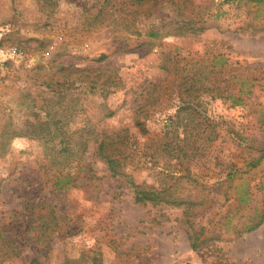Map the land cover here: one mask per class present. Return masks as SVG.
<instances>
[{"label": "rangeland", "instance_id": "1", "mask_svg": "<svg viewBox=\"0 0 264 264\" xmlns=\"http://www.w3.org/2000/svg\"><path fill=\"white\" fill-rule=\"evenodd\" d=\"M262 1L225 2L226 14L202 35H164L151 49L142 38L130 40L118 25L125 14L117 9L126 0H0V51L17 48L24 54L20 60H4L0 54V133L10 123L22 132L36 113L43 119L47 97H61L62 106L76 114L72 129L108 134L128 129L140 146L151 148L164 134L165 114L172 115L177 103L180 69H162V51L179 58L181 66L209 51L233 62L239 83L246 82L244 105L218 100L209 103V112L263 145ZM162 16L169 17V11ZM103 55L107 59L101 60ZM94 81L98 90L91 92ZM224 130L208 159L191 164L196 177L173 186L177 196L197 203L205 199L204 212L192 220L206 229L207 244L197 251L188 241L183 207L142 205L112 179L99 184L97 195L83 189L51 195L48 184L33 185L39 177L46 180L40 169L46 164L44 142L14 138L7 152L0 150L6 153L0 156V219L11 221L26 202L38 205L46 197L63 220L48 251L30 242L0 264H29L35 257L44 264H65L68 259L83 264L94 259L97 264H264V160L257 168L248 167L251 155L257 154ZM229 169L238 173L227 180ZM125 173L139 185L158 188L166 180L151 164L128 166ZM207 181L208 189H201ZM250 224L259 227L248 231Z\"/></svg>", "mask_w": 264, "mask_h": 264}, {"label": "trees", "instance_id": "2", "mask_svg": "<svg viewBox=\"0 0 264 264\" xmlns=\"http://www.w3.org/2000/svg\"><path fill=\"white\" fill-rule=\"evenodd\" d=\"M229 1L258 3L261 0H223L219 4L216 0L209 2L207 0L202 2L200 0H126L121 4L125 9L124 7L117 9L118 12L125 14L118 25H123L130 40L138 41L142 38L145 40L143 45L148 43L151 49H154L164 35L176 37L202 35L209 29L213 20L226 14L222 10V5ZM263 2L264 0L261 3ZM163 11H169L170 16H162ZM243 28L245 27L241 30ZM159 46H162V43ZM162 54L165 55L162 69L168 73L180 69H177L178 73L176 72L177 103L172 115L165 114L162 130L164 134L151 148L140 146L136 136L128 129L111 134L74 130L71 126L76 123L77 117L72 113L70 106L63 107L61 97H47L43 119H40L39 114L36 113L35 121L27 122L20 133L11 123L3 127L0 133V150L7 152L16 137L42 140L46 164L40 169L43 170L46 180L41 181L42 177H39L33 185L42 188L48 184L51 187V195L65 193L70 189H83L97 195L99 184L112 179L119 183L118 189H129L133 193L134 200L142 205L165 204L183 207V215L188 223V241L191 249L197 251L207 244L206 229L196 226L192 220L204 212L202 207L205 199L197 203L188 197L177 196L173 186L183 179L190 180L196 177L190 170L191 164L208 159L211 147L221 139L224 129L233 133L230 134L239 146L246 145L251 152L253 150L257 154V156L251 155V159L247 162L248 167L257 168L264 160V144L256 145V141L234 130V125L224 117L209 112V103L214 101L231 103L234 107L245 103L243 96L246 82L239 83L241 82L239 69L233 62L205 51L203 56L192 57L181 66V60L176 56L171 59L169 54L163 51ZM105 59L107 56L103 55L101 60ZM101 69L97 68V71L100 72ZM95 84L96 82L90 88L91 92L98 90V85ZM103 86L104 84L101 87ZM85 89L88 88L85 86L82 90ZM260 117L263 118L259 119V123L264 124V112ZM4 154L6 153H0V156ZM146 164L162 170V175L166 179L163 182L164 186L157 188L139 185L132 176L125 173L128 166ZM229 170L227 180L238 173ZM218 183L217 181L215 186ZM203 184L201 189H208L209 181ZM41 201L38 205L35 201L26 202L22 212H13L14 217L11 221L0 219V263L6 262L12 256H18L19 250L25 245H30V242L41 247L44 252L51 247L54 241L53 235H58L61 231L59 222L63 219L61 213L57 214L48 198L43 197ZM37 221L40 222L38 226ZM25 226L27 230L23 232L22 228ZM258 227L259 225L250 224L248 231ZM19 231L23 232V235ZM95 260L93 264H97ZM29 264H44V262L35 257L29 261ZM65 264L83 263L68 259Z\"/></svg>", "mask_w": 264, "mask_h": 264}, {"label": "built area", "instance_id": "3", "mask_svg": "<svg viewBox=\"0 0 264 264\" xmlns=\"http://www.w3.org/2000/svg\"><path fill=\"white\" fill-rule=\"evenodd\" d=\"M1 56H3L5 59L4 60H8V59H23L24 58V54L17 50V48H12V49H8V50H1L0 51Z\"/></svg>", "mask_w": 264, "mask_h": 264}]
</instances>
